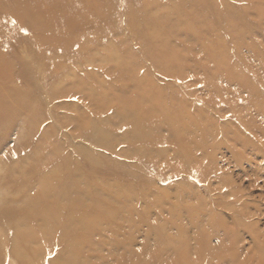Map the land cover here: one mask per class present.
Here are the masks:
<instances>
[{
    "label": "rangeland",
    "instance_id": "rangeland-1",
    "mask_svg": "<svg viewBox=\"0 0 264 264\" xmlns=\"http://www.w3.org/2000/svg\"><path fill=\"white\" fill-rule=\"evenodd\" d=\"M4 94L0 264H264V0H0Z\"/></svg>",
    "mask_w": 264,
    "mask_h": 264
},
{
    "label": "bare ground",
    "instance_id": "bare-ground-1",
    "mask_svg": "<svg viewBox=\"0 0 264 264\" xmlns=\"http://www.w3.org/2000/svg\"><path fill=\"white\" fill-rule=\"evenodd\" d=\"M4 95H5V97H4ZM4 95H0V98L7 99V94H4ZM2 112H6V111L2 109ZM18 112H19L18 109L11 110L12 114H17ZM12 116L13 115H11L10 117H12ZM100 140L103 141L102 139H100ZM86 158L88 159L89 157L86 156ZM91 161H93V160H91ZM11 164H13V163H11ZM16 165L18 166V164H16ZM17 166H15V165L9 166L8 169L10 170V173H9L10 175L9 174L5 175L3 177V179L8 180V179L12 178L16 171L21 172L20 174H24V170H27V167H25V166L23 167V165H21L20 167H17ZM7 172H8V170H7ZM8 175L10 176V178H7ZM23 182H22V184H23ZM28 184H30L32 187L38 186L39 190L37 193L27 196L28 197L27 199L29 200V203L28 202L27 203L29 204V206L31 205V207L28 206L29 207L27 209L28 211L24 212V214H22L23 217L24 218L26 217V219L29 220V222H30V223H27V225L30 224L31 227L34 225L40 226L39 237H41V236H45L46 238L50 237L51 234H53L55 229H56L55 228L56 226L54 227V225L61 222V221L59 222L60 216L58 217V213H59L58 211H60V212L65 213L64 217H65L66 221L62 222V224H59V226L64 230V232H67V230H68V224L67 223H69L68 222V216L70 215V212L68 214V211H70L71 206H78V207L80 206V197L74 196L71 198L70 196H72V194L74 195V193L77 191V188L74 189V185H77L79 188H81L80 185L70 183L68 185L62 184V185L58 186V188H56L54 186L49 185L50 181H49L48 177L44 178L43 180L41 179V181H38V182H32V183L25 182L23 184V186L26 187ZM61 199H63V201H61ZM22 215H20V216H22ZM74 219H76V218L74 217ZM19 235H20V231L17 228L16 229V241L19 240V238H18ZM255 264H257V263H255ZM258 264H263V263L261 260H259Z\"/></svg>",
    "mask_w": 264,
    "mask_h": 264
}]
</instances>
